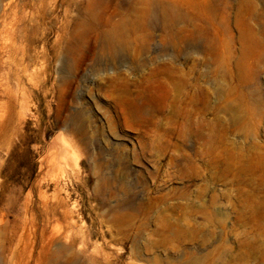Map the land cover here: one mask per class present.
<instances>
[{
	"label": "rangeland",
	"instance_id": "374dc122",
	"mask_svg": "<svg viewBox=\"0 0 264 264\" xmlns=\"http://www.w3.org/2000/svg\"><path fill=\"white\" fill-rule=\"evenodd\" d=\"M42 1L0 264H264V0Z\"/></svg>",
	"mask_w": 264,
	"mask_h": 264
},
{
	"label": "bare ground",
	"instance_id": "6f19581e",
	"mask_svg": "<svg viewBox=\"0 0 264 264\" xmlns=\"http://www.w3.org/2000/svg\"><path fill=\"white\" fill-rule=\"evenodd\" d=\"M43 7L42 0H34L31 6L14 10L10 20L7 14L1 15L0 11V19L3 18L0 24V108L6 111L13 110L16 105L21 114L27 111V101L31 95L27 85L34 84L31 79L33 72L37 80L34 86L39 94L43 92L46 52L39 37V28H44L46 24ZM6 18L8 22H5ZM40 34H43V30ZM112 40L113 36H110L107 45L109 50L114 51L115 42ZM29 70L33 72L30 74Z\"/></svg>",
	"mask_w": 264,
	"mask_h": 264
}]
</instances>
